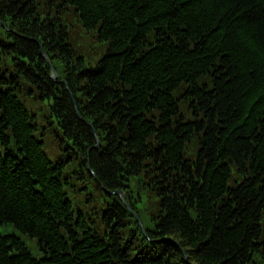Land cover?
<instances>
[{
  "label": "trees",
  "instance_id": "1",
  "mask_svg": "<svg viewBox=\"0 0 264 264\" xmlns=\"http://www.w3.org/2000/svg\"><path fill=\"white\" fill-rule=\"evenodd\" d=\"M0 20V143L21 152L0 224L44 256L0 236V264H264V0H0Z\"/></svg>",
  "mask_w": 264,
  "mask_h": 264
},
{
  "label": "bare ground",
  "instance_id": "2",
  "mask_svg": "<svg viewBox=\"0 0 264 264\" xmlns=\"http://www.w3.org/2000/svg\"><path fill=\"white\" fill-rule=\"evenodd\" d=\"M48 56H49L48 53H46V57H48ZM47 65H48V67H50V71H51L52 76L56 75L57 69L55 68L54 64L52 62H47ZM8 70L9 71H8L7 75H9V77H11L13 79L12 81H9V82H12V84L17 83L19 85V81H20L21 77L19 75H17V73L13 69H8ZM0 72L4 74L2 67H0ZM21 87H23V89L26 88L24 85H21ZM0 89H2L3 95L4 94L6 95L8 93V90L4 86H2L1 82H0ZM39 99H41V95L39 92H36L33 97L28 98V100H25L26 101L25 107H27L28 111L30 112L28 114V117H29V120L32 121L31 125H32V129H34L33 133H35V137H36L37 141L40 144H43V147H42L43 153L48 152V154H49L53 151V146L51 145L52 144L51 142H48L47 139H45L42 136V134H41V121H39V119H41V117H42L41 114L46 115L47 109L42 108L41 105L43 104L44 100H39ZM46 102H48V101H46ZM6 129L8 131L13 130L12 127H10V126H8ZM54 144H55V148H60V142L57 141ZM0 156L2 157L3 160H5V158H7V157H10L12 159L13 158H20L21 157L20 146L18 144L17 145L14 144V143L11 145H4V144L0 143ZM90 173L92 175H94L93 171H90ZM63 180L66 184L65 187L68 188L65 190V194H63L64 200H68L70 202L75 201L77 204H79V200L83 198L82 195H80V193H82V191H84V190L79 188V184L77 182L67 181L66 178H64ZM118 191H119V189H118ZM21 231L24 232L22 237H21ZM5 233H7L8 235L5 236L4 235ZM11 234L14 235L15 239H27L25 231L22 230L21 228H19L15 223H13L11 221H7L5 223L0 224V236L2 238L10 239ZM38 239H40V238H38Z\"/></svg>",
  "mask_w": 264,
  "mask_h": 264
},
{
  "label": "rangeland",
  "instance_id": "3",
  "mask_svg": "<svg viewBox=\"0 0 264 264\" xmlns=\"http://www.w3.org/2000/svg\"><path fill=\"white\" fill-rule=\"evenodd\" d=\"M97 52H99V47H98V46L96 47V53H97ZM39 121H41V128L44 129L46 123L42 121V118L39 119ZM147 195H148V194H147ZM144 203H145V204H147V203H148V204H155L156 202H155V200H151V201H147V203H146V202H144ZM149 211H150V210L147 209V213H149ZM143 216H144V215H143Z\"/></svg>",
  "mask_w": 264,
  "mask_h": 264
},
{
  "label": "water",
  "instance_id": "4",
  "mask_svg": "<svg viewBox=\"0 0 264 264\" xmlns=\"http://www.w3.org/2000/svg\"><path fill=\"white\" fill-rule=\"evenodd\" d=\"M42 53H43V55L46 57V55H45V49H42ZM46 59H47V58H46ZM56 77H57V75H54V76H53V79L56 78ZM115 193L120 194V195L123 196V192L120 191V190H119V191H118V190L115 191Z\"/></svg>",
  "mask_w": 264,
  "mask_h": 264
}]
</instances>
